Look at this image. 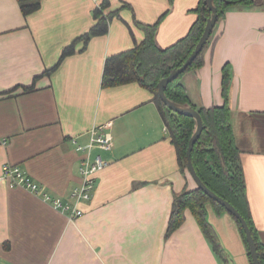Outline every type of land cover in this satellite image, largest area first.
Segmentation results:
<instances>
[{"label":"crops","instance_id":"crops-1","mask_svg":"<svg viewBox=\"0 0 264 264\" xmlns=\"http://www.w3.org/2000/svg\"><path fill=\"white\" fill-rule=\"evenodd\" d=\"M198 4L109 0L105 12L117 14L84 47L81 35L97 24L93 0H41L28 16L17 0H0V171L5 163L17 165L44 192L73 204L82 154L72 140L85 144L92 127L107 123L113 139L111 150L100 151L109 164L96 174L92 197L79 203L83 214L76 219L0 183V264H223L189 210L164 237L173 195L195 183L179 168L153 94L136 82L101 85L105 59L143 39L132 19H160L155 42L163 48L188 32ZM71 44L74 51L43 74ZM203 59L180 82L196 109L222 106V69L230 64L231 123L264 244V0L229 6ZM211 212L227 236L211 222L230 263L249 264L235 221Z\"/></svg>","mask_w":264,"mask_h":264},{"label":"trees","instance_id":"trees-1","mask_svg":"<svg viewBox=\"0 0 264 264\" xmlns=\"http://www.w3.org/2000/svg\"><path fill=\"white\" fill-rule=\"evenodd\" d=\"M17 1L24 16L32 14L41 6V0ZM168 1L170 4L173 2V0ZM253 1L214 0V5L218 13L217 22L224 17L225 11L229 6L251 4ZM202 6L203 0H199L196 9L199 15L188 32L171 45L163 48L159 47L155 42V33L160 19L151 24L141 23L132 19L135 26L143 31V39L131 49L108 56L104 62L101 79V85L103 87L136 82L153 94V101L156 103L160 116L165 124L170 142L175 148L179 168L181 172L188 173L189 176L190 174L186 164V148L195 129V121L191 117L171 111L161 101L157 91V82L160 78L168 75L172 69L184 62L200 38L205 25L203 15L205 17H209L210 15L206 7H204L202 15ZM108 7L109 0H100L99 7L93 11V16L97 24L95 26L93 25L89 32L81 35L80 39L83 40L84 47L91 36L107 32V20H110L114 14H117V12L112 11L106 13L105 10ZM123 7L131 10L129 4L124 3ZM207 44L208 42L185 72L203 65V53ZM73 51L72 44L64 47L58 62L52 68L43 72V74H49L65 56L71 54ZM181 75L166 86L165 94L177 104L194 107L188 98L185 87L180 82ZM230 82L231 66L227 63L222 69V95L224 104L222 106L200 107L197 109L203 121V130L194 144L191 152V160L202 182L214 193L233 205L245 218L257 246L260 264H264V244L259 240L258 231L252 219L240 158L241 151L235 142L231 123V111L228 105V88ZM33 86L24 87L23 90H31ZM207 204H210L217 214L226 212L223 206L210 199L197 187L196 183L194 188L185 189L179 194L173 195V202L164 237L168 238L183 224L185 221V212L189 210L205 239L209 242L213 253L221 259L223 264H231V260L220 243L214 227L207 219ZM230 216L236 222L239 234L247 250V257L250 264H252L243 230L238 221L232 215Z\"/></svg>","mask_w":264,"mask_h":264},{"label":"built area","instance_id":"built-area-1","mask_svg":"<svg viewBox=\"0 0 264 264\" xmlns=\"http://www.w3.org/2000/svg\"><path fill=\"white\" fill-rule=\"evenodd\" d=\"M93 2L96 7H99L100 0H93ZM108 127L109 123L92 127L89 131L88 141L85 144H79L76 140H72L75 150L82 154L79 162V172L82 180L80 185L71 193L74 199L73 204L44 192L42 187L17 165L10 163L2 165L0 183H4L10 188L21 187L27 190L56 211L67 214L71 220L80 217L83 210L79 208V203L92 197L96 174L109 164V161L100 152L109 151L113 146L112 135L107 130ZM95 150L98 151L95 152Z\"/></svg>","mask_w":264,"mask_h":264},{"label":"water","instance_id":"water-1","mask_svg":"<svg viewBox=\"0 0 264 264\" xmlns=\"http://www.w3.org/2000/svg\"><path fill=\"white\" fill-rule=\"evenodd\" d=\"M204 7L207 8L210 15L209 17H205L203 15ZM203 19L205 20L204 30L198 39L197 43L194 45V48L192 49L191 53L187 56V58L184 60V62L179 65L178 67L172 69L168 75L160 78L157 82V91L158 95L161 99V101L173 112H176L181 115H185L188 117H191L195 121V129L188 141V145L186 148V164L188 172L193 179V181L196 183L197 187L200 188L210 199L213 201L219 203L221 206H223L226 210V212L230 215H232L236 221L240 224L246 243L248 245V254L250 255V259L252 264H260L259 257H258V251L257 246L255 243V240L253 238V235L251 233V230L248 226L247 221L245 218L240 214V212L231 205L227 200L220 197L216 193H214L211 189H209L199 178L197 175L195 168L193 166L192 160H191V152L194 147L195 142L198 140V138L201 135V132L203 130V121L201 118V115L199 111L190 105L184 106L175 103L174 101L170 100L166 94H165V88L166 86L175 78H177L179 75L184 73L189 65H191L192 61L197 57V55L202 51L203 47L206 45V43L209 41L210 35L212 33V30L217 22L218 19V13L217 8L214 5V0H203V6L201 8Z\"/></svg>","mask_w":264,"mask_h":264},{"label":"rangeland","instance_id":"rangeland-1","mask_svg":"<svg viewBox=\"0 0 264 264\" xmlns=\"http://www.w3.org/2000/svg\"><path fill=\"white\" fill-rule=\"evenodd\" d=\"M188 174V173H187ZM207 209H208V221L211 223V222H213L216 226H217V228H219L218 227V225H217V223H219V221H215V219H217V215L215 214V215H213L212 213L213 212H211V205L210 204H207ZM232 218V217H231ZM233 219V218H232ZM234 220V219H233ZM236 223V222H235ZM219 232H221V234H223V236L225 237V240H226V238H227V236H226V234H225V232L223 231V229H221V228H219ZM219 239V238H218ZM220 241V240H219ZM227 244H228V246H229V248H231V245H230V242L229 241H227ZM234 246V245H233ZM245 247V246H244ZM246 249V248H245ZM231 250H232V248H231ZM247 251V250H246ZM248 262H249V259H248ZM234 264H240V262H239V260H237V263H234ZM249 264H250V262H249Z\"/></svg>","mask_w":264,"mask_h":264}]
</instances>
